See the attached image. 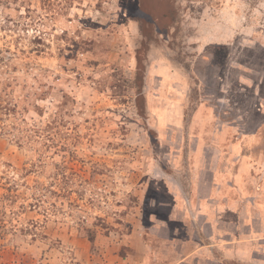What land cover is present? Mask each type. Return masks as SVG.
I'll list each match as a JSON object with an SVG mask.
<instances>
[{
	"label": "rangeland",
	"instance_id": "374dc122",
	"mask_svg": "<svg viewBox=\"0 0 264 264\" xmlns=\"http://www.w3.org/2000/svg\"><path fill=\"white\" fill-rule=\"evenodd\" d=\"M0 264H264V0H0Z\"/></svg>",
	"mask_w": 264,
	"mask_h": 264
},
{
	"label": "trees",
	"instance_id": "16d2710c",
	"mask_svg": "<svg viewBox=\"0 0 264 264\" xmlns=\"http://www.w3.org/2000/svg\"><path fill=\"white\" fill-rule=\"evenodd\" d=\"M168 11H170V10H168ZM168 11H167V12H168ZM164 16H165V15H164ZM141 30H142V31H141ZM140 32H141L142 34L144 33V32H143V26H142V25L140 26ZM149 36H150V35H148L147 37H149ZM149 47H150V42H149V41H146L145 44H142V43H141L140 49H141V48H142V49L144 48V49H146L145 51H148ZM140 59H141V58H140ZM137 61H138V60H137Z\"/></svg>",
	"mask_w": 264,
	"mask_h": 264
}]
</instances>
